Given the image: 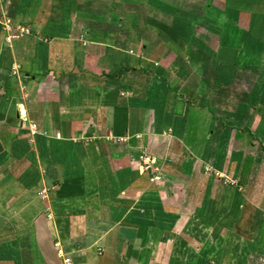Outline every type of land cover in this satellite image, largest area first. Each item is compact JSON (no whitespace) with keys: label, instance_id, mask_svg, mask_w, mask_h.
<instances>
[{"label":"crops","instance_id":"obj_1","mask_svg":"<svg viewBox=\"0 0 264 264\" xmlns=\"http://www.w3.org/2000/svg\"><path fill=\"white\" fill-rule=\"evenodd\" d=\"M1 6L0 264H264V0Z\"/></svg>","mask_w":264,"mask_h":264},{"label":"built area","instance_id":"obj_2","mask_svg":"<svg viewBox=\"0 0 264 264\" xmlns=\"http://www.w3.org/2000/svg\"><path fill=\"white\" fill-rule=\"evenodd\" d=\"M1 1L2 0H0V2ZM0 14H1L0 24L5 33L6 40H11L12 38H15V37H22L30 33V30L27 27H25L22 24L13 22L2 11H0ZM31 128L33 129L31 131L32 133H35L37 131L36 124H31ZM127 138H129V136L128 137H123V136L122 137H110L108 139H110L111 142H121V141L127 140ZM154 164H155V160L153 158H151L149 155L145 153L142 154L141 171L149 173L151 181L157 180L159 178L157 171L154 167ZM228 182L231 184H237L238 181L236 179H233V180H229ZM64 261L66 264H69L71 259L66 258Z\"/></svg>","mask_w":264,"mask_h":264},{"label":"rangeland","instance_id":"obj_3","mask_svg":"<svg viewBox=\"0 0 264 264\" xmlns=\"http://www.w3.org/2000/svg\"><path fill=\"white\" fill-rule=\"evenodd\" d=\"M0 11H2L9 19H10V17L7 15V13L5 12V10H4V7L3 6H1L0 7ZM1 15V14H0ZM11 20V19H10Z\"/></svg>","mask_w":264,"mask_h":264}]
</instances>
